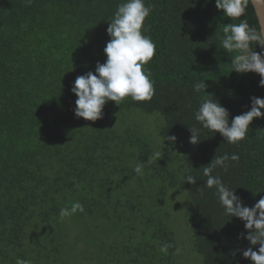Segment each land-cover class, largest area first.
Returning a JSON list of instances; mask_svg holds the SVG:
<instances>
[{"label":"trees","instance_id":"16d2710c","mask_svg":"<svg viewBox=\"0 0 264 264\" xmlns=\"http://www.w3.org/2000/svg\"><path fill=\"white\" fill-rule=\"evenodd\" d=\"M121 2L0 0V264H179V244L159 215L175 193L186 196L196 264H253L242 255L251 246L244 222L222 214L214 189L200 190L202 167L227 152L239 161L213 174L247 207L264 197V119L228 144L194 116L207 93L230 120L251 109L253 96L264 98L259 74L232 71L220 40L233 21L216 0H146L155 96L110 101L101 120L76 118L71 88L106 62L108 21ZM249 23H256L250 10ZM197 80L207 93L193 91ZM193 125L201 128L198 145L189 143ZM171 135L175 144L165 140ZM157 150L161 157L146 163ZM140 161L142 176L133 171ZM75 202L84 211L61 221L60 209ZM164 244L172 245L166 253Z\"/></svg>","mask_w":264,"mask_h":264},{"label":"clouds","instance_id":"9594fccd","mask_svg":"<svg viewBox=\"0 0 264 264\" xmlns=\"http://www.w3.org/2000/svg\"><path fill=\"white\" fill-rule=\"evenodd\" d=\"M32 0H25L30 5ZM218 10H223L226 17L233 23L223 27L220 45L231 57L230 66L237 73L254 72L260 75L259 86L264 87V0H216ZM249 10L255 24L249 23ZM152 7L146 0H122L110 18L107 33L110 40L104 48L106 62L97 63L95 72L89 71L78 76L71 91L78 97L75 101L74 114L76 118L87 121H97L104 118V108L108 102H115L120 106L125 98L132 101H151L155 96V81L146 65L156 54V45L151 36L145 35L146 19L151 15ZM238 21V22H235ZM257 46L261 49L256 51ZM195 93H207L208 85L204 80H197L192 84ZM251 109L229 119V111L217 100L213 94L203 96L196 109L195 120L202 129L210 133H219L226 143L239 144L245 140L250 125L256 118L264 119V98H251ZM191 133L189 143L198 145L201 128L188 126ZM165 140L172 144L177 142L175 135L166 136ZM161 151H155L148 158L159 159ZM240 159L236 153L215 155L211 162L203 166V176L206 177L204 188L214 189L223 215L240 218L248 231L246 239L250 247L242 252L244 258L253 264H264V197L254 206H245L244 200L237 195L236 189L226 184L218 174H213L217 168L227 172L231 162ZM145 162H138L133 171L136 175H143ZM185 180L195 185L197 178L188 175ZM83 212L81 203L75 202L71 207L60 209L59 218L63 221L77 212ZM244 237V233H241ZM258 247V250H254ZM171 244H164L160 251L167 252ZM16 264H33L31 260L17 259Z\"/></svg>","mask_w":264,"mask_h":264},{"label":"rangeland","instance_id":"374dc122","mask_svg":"<svg viewBox=\"0 0 264 264\" xmlns=\"http://www.w3.org/2000/svg\"><path fill=\"white\" fill-rule=\"evenodd\" d=\"M141 120L151 130L150 134L156 135L153 125L154 120L149 116H144ZM185 198L186 196L181 193L169 194L165 199V206L159 211V215L163 217L166 224L173 231L179 244V264H196L197 257L191 241V229L187 218Z\"/></svg>","mask_w":264,"mask_h":264}]
</instances>
